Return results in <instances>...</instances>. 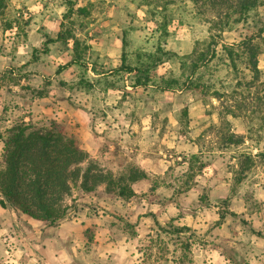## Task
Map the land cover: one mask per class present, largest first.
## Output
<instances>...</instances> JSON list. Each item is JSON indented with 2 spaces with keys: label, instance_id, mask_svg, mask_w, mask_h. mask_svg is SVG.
<instances>
[{
  "label": "rangeland",
  "instance_id": "obj_1",
  "mask_svg": "<svg viewBox=\"0 0 264 264\" xmlns=\"http://www.w3.org/2000/svg\"><path fill=\"white\" fill-rule=\"evenodd\" d=\"M210 1L6 0L0 135L52 126L94 141L101 169L147 178L128 200L73 188L55 225L0 207V264H264V0L242 15ZM74 41L81 63L62 69ZM160 49L174 56L156 64ZM123 62L148 69L146 86Z\"/></svg>",
  "mask_w": 264,
  "mask_h": 264
},
{
  "label": "trees",
  "instance_id": "obj_2",
  "mask_svg": "<svg viewBox=\"0 0 264 264\" xmlns=\"http://www.w3.org/2000/svg\"><path fill=\"white\" fill-rule=\"evenodd\" d=\"M213 5H226L239 15L247 13L259 4V0H211ZM6 7V0H0V12ZM83 13L84 8L76 9ZM74 13L73 6H68L65 18ZM67 39L63 32L57 34L56 40ZM264 40V37H263ZM74 57L65 67L80 64L81 57L78 52L77 41H74ZM242 47L249 55V61L254 73L257 71V52L251 45V39L236 44ZM153 61L156 64L169 60L173 53L158 51ZM229 59L234 63L233 53L227 49ZM125 60V59H122ZM121 70L132 74L136 86H146L149 82L148 69L121 65ZM196 68L193 65V70ZM192 70V71H193ZM176 84L175 80L165 81L169 90ZM196 88L197 85H191ZM3 144L0 154V207L12 209L28 218L49 225L64 220L68 215L69 207L64 203L66 197L71 195L73 188L78 187L84 193H91L100 185L104 186L106 193H113L117 197L128 200L135 196L133 185L147 178L144 171L131 167L127 174L114 176L105 171L94 162H89L88 154L79 147L78 142L58 132L54 127L31 129L30 125L20 123L6 130L0 135ZM88 162L83 168L81 165ZM253 165V160L245 156L237 175L236 183H240L246 172ZM226 200L224 201V204ZM225 213H220L223 219ZM187 230V227H174L177 234ZM259 235V233H257Z\"/></svg>",
  "mask_w": 264,
  "mask_h": 264
},
{
  "label": "crops",
  "instance_id": "obj_3",
  "mask_svg": "<svg viewBox=\"0 0 264 264\" xmlns=\"http://www.w3.org/2000/svg\"><path fill=\"white\" fill-rule=\"evenodd\" d=\"M93 144H95V142L93 141L92 142ZM92 143H90V144H86L85 143V146L83 147V149L87 152L88 151V153L92 150L91 148H93V146L94 145H92ZM96 157V156H95ZM135 185V184H134ZM134 192H135V190H134ZM75 219H77V218H75ZM31 220V219H30ZM75 221V220H74ZM74 221H72V222H74ZM35 222H38L37 220H35ZM63 226V225H62Z\"/></svg>",
  "mask_w": 264,
  "mask_h": 264
}]
</instances>
